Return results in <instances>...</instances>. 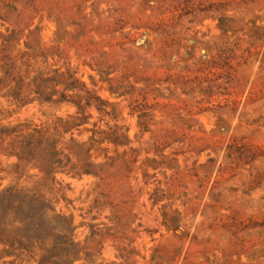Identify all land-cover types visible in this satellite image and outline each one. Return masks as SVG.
<instances>
[{
	"label": "rangeland",
	"instance_id": "374dc122",
	"mask_svg": "<svg viewBox=\"0 0 264 264\" xmlns=\"http://www.w3.org/2000/svg\"><path fill=\"white\" fill-rule=\"evenodd\" d=\"M0 264H264V0H0Z\"/></svg>",
	"mask_w": 264,
	"mask_h": 264
}]
</instances>
